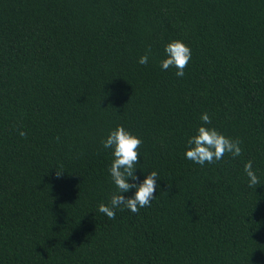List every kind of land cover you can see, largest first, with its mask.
Masks as SVG:
<instances>
[{
  "label": "trees",
  "instance_id": "trees-1",
  "mask_svg": "<svg viewBox=\"0 0 264 264\" xmlns=\"http://www.w3.org/2000/svg\"><path fill=\"white\" fill-rule=\"evenodd\" d=\"M203 112L239 157L185 159ZM117 124L160 188L109 219ZM0 264H264V0H0Z\"/></svg>",
  "mask_w": 264,
  "mask_h": 264
},
{
  "label": "clouds",
  "instance_id": "clouds-1",
  "mask_svg": "<svg viewBox=\"0 0 264 264\" xmlns=\"http://www.w3.org/2000/svg\"><path fill=\"white\" fill-rule=\"evenodd\" d=\"M164 56L165 58L160 61L161 70L175 68V76L183 78L184 70L192 59L191 47L182 40H171L164 45ZM138 63L147 65L149 55L141 56ZM200 121L201 124L195 134L187 139L185 159L203 167L221 161L225 154H231L233 158L242 154V141L225 135L215 127H210L212 120L209 113H201ZM19 134L23 136L25 132L20 131ZM142 144L143 139L122 124H117L101 140L103 149L111 151L112 161L108 173L116 191L112 193L109 203H101L98 206V211L109 219L115 218L117 210L127 209L132 213H138L140 209L150 207L157 197L156 192L160 188L159 173L151 171L142 180L137 175L139 161L143 157L140 151ZM244 172L249 188L261 184V178L251 161L245 164ZM60 174L57 173V176ZM133 190L134 194L125 195L132 193Z\"/></svg>",
  "mask_w": 264,
  "mask_h": 264
}]
</instances>
